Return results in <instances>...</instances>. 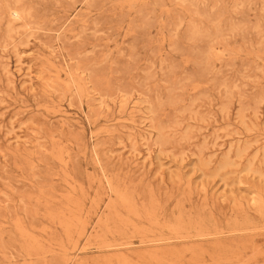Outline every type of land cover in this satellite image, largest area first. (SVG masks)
Masks as SVG:
<instances>
[{
	"label": "rangeland",
	"instance_id": "obj_1",
	"mask_svg": "<svg viewBox=\"0 0 264 264\" xmlns=\"http://www.w3.org/2000/svg\"><path fill=\"white\" fill-rule=\"evenodd\" d=\"M0 264H264V0H0Z\"/></svg>",
	"mask_w": 264,
	"mask_h": 264
}]
</instances>
